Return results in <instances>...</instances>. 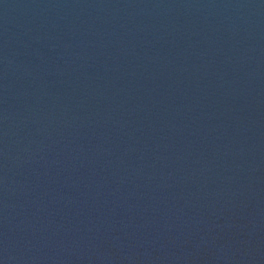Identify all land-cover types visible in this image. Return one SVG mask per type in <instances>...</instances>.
I'll list each match as a JSON object with an SVG mask.
<instances>
[{
  "label": "water",
  "instance_id": "95a60500",
  "mask_svg": "<svg viewBox=\"0 0 264 264\" xmlns=\"http://www.w3.org/2000/svg\"><path fill=\"white\" fill-rule=\"evenodd\" d=\"M0 264H264V0H0Z\"/></svg>",
  "mask_w": 264,
  "mask_h": 264
}]
</instances>
